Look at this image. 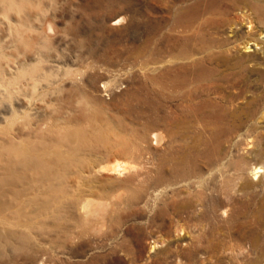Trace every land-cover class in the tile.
I'll use <instances>...</instances> for the list:
<instances>
[{
    "label": "rangeland",
    "instance_id": "obj_1",
    "mask_svg": "<svg viewBox=\"0 0 264 264\" xmlns=\"http://www.w3.org/2000/svg\"><path fill=\"white\" fill-rule=\"evenodd\" d=\"M194 2L0 0V141L74 148L46 227L9 188L0 264H264V23L178 27Z\"/></svg>",
    "mask_w": 264,
    "mask_h": 264
},
{
    "label": "bare ground",
    "instance_id": "obj_2",
    "mask_svg": "<svg viewBox=\"0 0 264 264\" xmlns=\"http://www.w3.org/2000/svg\"><path fill=\"white\" fill-rule=\"evenodd\" d=\"M188 1L189 0H187V2ZM225 4H226V6H223ZM241 5L247 6L249 8V10H251L253 13L256 14V16L259 18L260 22L264 23V0H195L193 6H190V8L188 10H186V11L184 10V12L180 13V15L178 16V19H177V24H178V27H182L185 29H191V30H192V28H194L195 32H197L196 30L201 32L200 30H202L204 28L203 27L204 23L201 22L202 21L201 18L205 17L206 14H208L210 16L216 15L217 13H221V14L225 15V14H228L233 9L241 7ZM185 7H184V9H185ZM243 8H244V6H243ZM239 11H240V9H239ZM245 11H246V9H245ZM235 17L239 21H242V22L248 21L250 24L253 25L252 18L247 13H244V11L242 13L240 12V14H238ZM205 20L206 19H204V21ZM200 23H202V24H200ZM252 25H251V28L253 29ZM261 36H264V28H263V31L261 32ZM259 45H261V44L257 43V46H259ZM261 49H263V46H261ZM262 52H264V50ZM163 85H164V83H163ZM165 85L168 86L167 84H165ZM158 92H161V91L158 90ZM155 95H157V94H155ZM150 97L153 98V96H151V95H150ZM155 97H157V96H155ZM140 98H142V97H140ZM148 100H150V99H148ZM136 101H137V98H136ZM139 102H138V104H140ZM156 102H157V100H156ZM160 102H162V101H160ZM147 107H149V105ZM263 118H264V113H263ZM32 129H34V128H32ZM47 129H49V128H47ZM45 132H47V131H45ZM51 133H53V131L48 132V135ZM2 134H3V132H2ZM40 134H41V132H40ZM31 135H32V133H31ZM61 135H59V136H61L60 143L62 141H65L66 139H67V141H68V139L70 141L72 139V137H71L72 135H69V136L66 135L67 137L66 136L63 137V134H61ZM3 136H4V134H3ZM8 136H10V135H8ZM14 137H16V136H14ZM154 137L156 138L157 141H161V139L164 137V135L162 137V134L156 133ZM5 138L7 139V137H5ZM117 138H118L117 143H115V144L110 143L109 144L107 142L108 145H106V147H105L106 151L110 152L108 156H109V162L111 164V166H106V170H108L109 172H118V173L121 172V173H123L124 171H126L128 169V166H127V163L125 161H123L122 159H120L119 156L125 155L126 153H130L133 150H132V146L130 145L131 143L129 142L127 137L119 135V137H117ZM8 139H9V137H8ZM46 139L47 138H45L43 135H41V136H38L37 139H35V140H34V138L32 140L31 136H29V137H21L20 140L18 139L19 141L17 139H15L17 141L14 140L13 142H12V140L10 142H8L7 140L6 141H0V245H2V238L3 237H5L6 239L9 240L10 232L13 234V232L11 231L13 228L10 230V228L13 226L9 225L10 226V228H9V226L7 225V224H9L7 222L8 221V216H7L8 211H9L10 207L11 206L13 207V205H14V204L12 205L10 202H8V199H7V197L10 196L8 194L9 193L8 191L11 190V189H9L11 186H14V190L12 192L13 194L11 193L13 196H11V197H14V199H16L15 202L21 200L20 203L17 202L18 203V207H17L18 211L16 213L23 215V217H25L24 219H28L29 220L28 222H30V223L32 222V218H30L32 216H30L29 218H28V216H29V213L33 214V219L35 218V220L36 219L38 221L40 220L39 222H40L41 226L43 225L44 227L47 226V225L46 226L44 225L45 220H47L49 218H54V216L56 215V209L58 207L57 205L59 203H61L63 198L66 197V194H67V190L65 188L67 185L66 179L69 176V175L67 176V174H69L68 172L70 170V166L72 165V163H71L72 161L69 162V158L64 159L63 156L61 157L59 154L67 153L69 156L71 153V150L66 149L67 146L65 147V145L59 146L58 144H56V141L52 142L53 145L50 146V144H49V146H48L49 142L47 140L48 143H46ZM73 149H72V153H73ZM115 149H116V151H113ZM80 152H78V153H80ZM72 153H71V155H72ZM67 154H65V155H67ZM71 155L69 157H71ZM197 155L199 156L198 152H197ZM78 159H80V158H78ZM261 172H264V170H262V167H256V173L258 174ZM18 184L21 186H19ZM17 185L21 189L19 188V190H18L16 188V187H18ZM15 189H17V191H15ZM10 199H13V198H10ZM23 207H26V211L24 212L25 214L19 212L20 210L24 209ZM12 214H14V212H12L11 215ZM16 216H18V215H16ZM15 219H16V217H15ZM20 219H21V217H20ZM20 219L13 221L12 224L18 225V222L21 221ZM7 227L10 230L9 234L7 231L8 230ZM16 228H17V226H16ZM15 235H14V237H15ZM252 247L255 251L261 249L262 246L259 243L258 237H254V239L252 240ZM257 264H258V262H257Z\"/></svg>",
    "mask_w": 264,
    "mask_h": 264
}]
</instances>
